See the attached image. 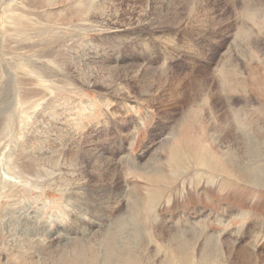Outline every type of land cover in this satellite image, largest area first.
<instances>
[{"label":"rangeland","instance_id":"1","mask_svg":"<svg viewBox=\"0 0 264 264\" xmlns=\"http://www.w3.org/2000/svg\"><path fill=\"white\" fill-rule=\"evenodd\" d=\"M146 1H120V19L126 13L136 15L135 4ZM245 1L176 0L173 6L157 8L166 19L174 16L177 26L166 28L164 23V29L136 33L93 30L68 47L76 53L80 45L92 43L100 63L120 46L129 57L126 64L134 59L166 72L163 89L151 103L138 94L119 97L102 87L85 86L52 67L42 70L58 88L21 146L28 150L31 140L37 141L35 128L46 131L39 127L48 121L49 135L69 148L63 161L80 148L109 163L102 167L79 158L72 167L75 177H69L72 172L64 162L63 178L71 181L67 189L64 180L51 186L23 176L0 199V264H59L89 249L101 258L103 233L119 216L138 228L137 237L122 242L136 246L139 264H264V180L260 185L252 182L257 173L264 174V0H247L248 10ZM62 9L54 10L56 16ZM115 74L110 75L114 81ZM12 88L9 84L10 95L0 103V118L7 115ZM173 91L177 96H171ZM104 98L111 103L108 109L102 105ZM71 120L80 133L74 139L66 134ZM9 140L2 142L0 154ZM25 156L19 152L14 163ZM107 166H116L118 172L109 171V176ZM25 221L42 228L36 247L25 244L26 234L21 237ZM207 238H216L219 250L210 246L213 242L205 244ZM240 247L263 258H239Z\"/></svg>","mask_w":264,"mask_h":264},{"label":"bare ground","instance_id":"2","mask_svg":"<svg viewBox=\"0 0 264 264\" xmlns=\"http://www.w3.org/2000/svg\"><path fill=\"white\" fill-rule=\"evenodd\" d=\"M120 1L122 0H0L1 104L5 101L6 97L10 95L11 91L8 92V85L11 84L13 86L12 99L10 101V107H8L9 109H7L6 112L7 115L4 113L3 115L5 117L3 116L0 118V146L4 139L7 137L10 138L4 151L0 154V199L7 194L11 188L18 185V182L24 179L23 176H29L33 180L36 179L40 182L48 183L51 186H56L58 181L64 180V172H62L64 162L69 172L73 171L72 167L77 165L79 158L82 163L92 160L96 165H103L102 167L105 166L104 164H107L106 162L109 163V161L103 163V161H101L102 159H99L95 152L80 148H78V152L75 150L70 154L72 156L71 160H74V163L69 159L63 161L61 157H63L65 149L69 148H66L65 143L61 140L58 141V139H53L54 136L51 134L49 135L52 129L48 127V121L43 122L42 126L39 127L46 131L35 128L36 136L34 139L37 141L30 139L32 143L30 142L31 145H29L28 150H25L24 147L21 146V143L23 144V142L27 140L26 137H28L32 129H34L33 126L37 123L38 112L44 109L47 100L53 97L54 90L58 88L53 80L44 74L42 71L44 68L48 69L52 67L56 72L76 77L85 86L102 87L106 92H110L119 97L134 98V94H138L139 97H144L145 99L142 101H146L147 103H151V101L155 99L154 96L159 93L160 88L165 84L167 80L166 72H159L155 68L139 64L138 61L134 59L132 60L133 62L126 64L129 57L119 50V48H121L120 46L109 50V52H111V58L113 57L112 60L110 58V60L100 63L97 62V58L101 57H97L99 56L98 48L92 43L85 42L86 44L80 45L76 53L70 52V49H68V47H70L75 40L80 38V36L82 37L83 34L92 32L93 30H99V32L103 33L116 30H125L126 33H136L137 31L143 30L162 29V24L164 23H167L165 24L166 28L177 26L180 23L174 16L171 19H166L165 15L164 18L161 13L162 9L159 11V8H157L158 5L162 8L164 4L173 6L176 4V0H149L143 4H135L136 10L134 13L136 15L132 16L126 13L124 14L127 16L126 19H120V16H122ZM191 1L193 3L196 0H187V2ZM246 1L244 5L246 6V10H248L249 1ZM259 1L260 3L258 4L263 2L262 0ZM59 6L63 7L60 17L56 16L58 13L54 11ZM130 10L134 11L133 9ZM262 12L264 13V11ZM249 15L250 13L248 11L247 16L249 17ZM55 16L56 18H54ZM169 16L170 15L167 17ZM161 18L166 20L161 21ZM119 24H121V26L116 27ZM40 28L44 29L45 32L36 31V29ZM128 36L129 35H127V37ZM81 51L83 52L81 53ZM102 51L105 52L106 50ZM121 63H124V65L126 64V66H119ZM50 71L52 70L50 69ZM112 73H116L115 75L118 77L117 80L114 81L111 79L110 75H112ZM4 74L6 75L4 76ZM4 81L6 85L2 87ZM132 83L134 87L129 86V84ZM67 85L75 88V84ZM132 88L138 91L134 92ZM205 89L206 87L204 86L202 90ZM187 91L192 90L190 88ZM175 92L171 94V96L175 97ZM187 96L188 101L190 95ZM135 99L139 100L137 98ZM124 101L126 102L125 99ZM110 104L107 98L102 99L104 108L108 109V107L111 106ZM50 117L52 119H59L57 114H51ZM143 118L144 117L138 120L139 126L143 125ZM46 125L47 127H45ZM66 125L69 130L67 129V133H65L69 135V138L71 136V138L74 139L75 136L80 135V133L76 131L77 123L75 120L67 121ZM53 131L52 133H54ZM82 138L83 137H79L80 140ZM51 139L53 141H51ZM235 142L238 143L237 141ZM19 152L26 155L24 161L14 163V157ZM46 154H48V156H46ZM41 163L48 165V168H42ZM110 165L111 163L109 166ZM110 167L106 170L108 175L109 171H111L112 174L113 172H118L116 166L109 170ZM97 170L99 169L97 168ZM73 173L74 172L71 174L69 173V177H73ZM262 180H264V174L257 173L252 182L256 185H260L263 183ZM64 181V189H67L71 181L68 180V178ZM20 221L21 220H19V223ZM113 222L114 226L103 233V254L101 258H99L95 251H92L95 249H89L82 254H78L74 260H69L68 258L61 259L59 264H139L138 262L140 259L139 256L136 255V246H131V242H127L128 240L122 242L125 237L129 239H131V237H137L138 228L132 225L130 220L123 216L117 217ZM20 233L21 237L26 234L22 239L27 246L33 248L39 245L38 240L41 237L42 228L38 227L34 221H25V226L20 230ZM125 233L128 235L124 236ZM208 242H213V245L210 246H212L214 250H219L221 244L217 242L216 238H207L205 244L208 245ZM228 245V249L232 250L234 248V245L229 242ZM212 248L211 250H213ZM23 252L26 251L22 249V253ZM86 252H89L88 255ZM236 252L238 257L244 260L252 257L258 262L259 259L263 258L254 252H248L243 247L237 248ZM22 259L23 258H21V260Z\"/></svg>","mask_w":264,"mask_h":264}]
</instances>
